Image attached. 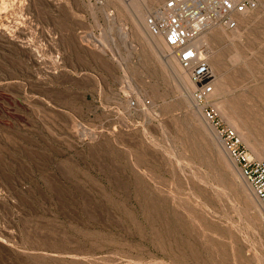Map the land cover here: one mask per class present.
Wrapping results in <instances>:
<instances>
[{"label":"rangeland","instance_id":"rangeland-1","mask_svg":"<svg viewBox=\"0 0 264 264\" xmlns=\"http://www.w3.org/2000/svg\"><path fill=\"white\" fill-rule=\"evenodd\" d=\"M163 1L0 0V264H264L205 116L264 162V0L200 36L204 105L146 26Z\"/></svg>","mask_w":264,"mask_h":264},{"label":"built area","instance_id":"built-area-1","mask_svg":"<svg viewBox=\"0 0 264 264\" xmlns=\"http://www.w3.org/2000/svg\"><path fill=\"white\" fill-rule=\"evenodd\" d=\"M257 8L254 0H165L154 8L146 19L148 31L164 39L171 56L190 71L197 85L194 100L206 104L214 92L213 71L206 52L197 45L204 30L211 25L227 31L238 28L237 16ZM207 121L216 129L221 144L232 164L250 188L264 212V162L254 159L239 143L230 129H221L213 109L205 110Z\"/></svg>","mask_w":264,"mask_h":264},{"label":"bare ground","instance_id":"bare-ground-1","mask_svg":"<svg viewBox=\"0 0 264 264\" xmlns=\"http://www.w3.org/2000/svg\"><path fill=\"white\" fill-rule=\"evenodd\" d=\"M123 34H124V36H123L124 38L127 37V33L124 32ZM159 38H161V37H159ZM126 40H128V39H126ZM151 43H152L153 48H155V49L159 48L161 45L158 38H153ZM197 45L201 48L202 51L204 50V52H206L205 46H203V42L200 40V37L197 40ZM166 57L168 58V56H166Z\"/></svg>","mask_w":264,"mask_h":264}]
</instances>
